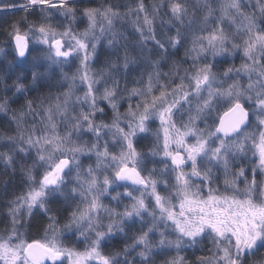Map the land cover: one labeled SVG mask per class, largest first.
I'll use <instances>...</instances> for the list:
<instances>
[{
  "label": "snow or ice",
  "instance_id": "snow-or-ice-1",
  "mask_svg": "<svg viewBox=\"0 0 264 264\" xmlns=\"http://www.w3.org/2000/svg\"><path fill=\"white\" fill-rule=\"evenodd\" d=\"M81 2L0 0V12L24 13L0 24V113L48 90L0 133V164L18 165L27 186L0 217V264H264V0H221L215 20L212 0H197L202 26L188 0H153L151 12L144 0L124 12H80ZM117 20L134 31L118 32ZM98 46L108 51L93 71ZM238 52L239 67L217 71ZM156 120L152 146L138 151ZM42 217L43 237L30 238ZM73 237L83 250L66 246ZM117 237L123 247L104 253Z\"/></svg>",
  "mask_w": 264,
  "mask_h": 264
},
{
  "label": "trees",
  "instance_id": "trees-1",
  "mask_svg": "<svg viewBox=\"0 0 264 264\" xmlns=\"http://www.w3.org/2000/svg\"><path fill=\"white\" fill-rule=\"evenodd\" d=\"M135 1L136 0H82V2L80 4L76 5V7L78 8V10L80 12H82V10L86 7L95 8L96 6L111 4V5H120L121 10L119 9V11H122L123 9H126L125 8L126 5L132 6L133 4H135ZM215 1H218V0H212V6L216 10L215 15L212 17L213 20H215L216 18H218L221 15L220 4L217 5L215 3ZM15 2L18 3V1H15ZM152 2H153V0H144V3H146V5L149 8L151 6L150 3H152ZM162 11H161V13H162ZM193 13L195 14L196 26H202V20H203V17L205 15V11L200 10V8L197 6V2H195V0H192V2H189V0H188V17H191L193 15ZM23 15H24L23 12H19V13L17 12V13H15V15H12L11 12H1L0 13V24H2L4 20L17 19ZM165 17H166V15H165ZM188 17L185 18V24L188 23ZM32 18H33L32 16L28 17L29 20H32ZM78 19H81L79 15H78ZM157 21H160V20L157 19ZM159 25H160V23L157 24V26H159ZM213 26H214L213 24L208 25L209 28H211ZM116 30L118 32L124 33L125 35L132 33L134 31L132 24L129 25V23L126 24L125 26H121L118 23ZM173 31H174V29H173ZM197 34H199V33H197ZM0 36H3L2 28L0 29ZM97 51H98V57L94 58V59H96L95 63L101 65L100 62H101V60L102 61L105 60L106 52L108 51V49L106 47L98 46ZM121 55H122V53H121ZM183 56H184V48L182 47L179 50V52H177L175 54L173 59H181V58H183ZM237 58H238V56L236 54H234V55H232L231 59H227L226 63L218 64L217 65V71L222 72L226 67H229L232 65L237 67V65H238L237 64V61H238ZM219 59H222V58H219ZM101 67H103V66L101 65ZM8 83L10 84L11 80H9ZM39 92H41L40 94H44L47 92V89H44L42 91H33L31 93L26 94L25 96H22L18 101H16L15 103H13L9 106V111L17 109L25 101V99H29L30 95L36 96V95H38ZM7 95L10 97L12 95V93H8ZM4 96H5V93L3 92L2 89H0V99L4 98ZM2 119H4V117H0V133H2L1 130H4L3 125L5 124V122L2 121ZM28 120L31 122L30 116L28 117ZM146 140H143V141L146 142ZM152 143H150V146ZM139 146H142L141 143H139L137 145V148ZM23 184L24 183L22 182L21 173H20V169H19L18 165H17L16 171H15V174L12 173L10 168L6 169L5 166L0 165V217L7 214L6 212H7L8 201L13 199V195L15 193L22 192L21 190H23V187H25ZM53 204H55V205L51 206V208L53 209V212L55 213L56 210L61 205L57 204V203H53ZM46 222H47L46 217L40 218L39 225H41V226L38 227L37 221L34 220L32 232L31 231L30 232L33 235H38V233L43 230L42 225L45 224ZM63 222H64L63 218H61L60 223H63ZM0 226H1L0 230H2L4 227V224L2 222H0ZM116 246H119V248H122L123 242L118 243ZM108 252H110V251H107V253ZM196 254L199 255L200 253H196ZM189 260H191V259L189 258Z\"/></svg>",
  "mask_w": 264,
  "mask_h": 264
},
{
  "label": "rangeland",
  "instance_id": "rangeland-1",
  "mask_svg": "<svg viewBox=\"0 0 264 264\" xmlns=\"http://www.w3.org/2000/svg\"><path fill=\"white\" fill-rule=\"evenodd\" d=\"M15 1H18V3H21L22 2V0H15ZM189 2H192V0H189ZM195 2H197V0H195ZM124 3V2H123ZM135 3H136V1H135ZM153 3V2H152ZM152 3H150V4H152ZM215 3L218 5V4H220L221 3V0H218V1H215ZM146 4V3H145ZM105 5H109V4H105ZM135 4H133L132 6H134ZM147 6V5H146ZM97 7H100V6H96L95 8H97ZM120 9V8H119ZM121 10V9H120ZM124 11H126V9H123L121 12H124ZM149 11L151 12V7L149 8ZM165 11H166V8H165V10H163L162 11V13H161V16H163L164 17V19H168V16L166 15V17H165ZM1 13V12H0ZM19 13V12H18ZM170 15V14H169ZM34 18V17H33ZM32 18V19H33ZM99 19V18H98ZM133 19H134V17H133ZM31 21V20H30ZM78 23L77 24H74L73 25V28H74V30L75 31H78V32H80V31H83L85 28H86V26H87V20H86V18H81V19H78ZM57 21H53V23H56ZM115 23V29H116V27H117V25H118V23H119V25H121V26H125L126 24H128L129 23V25L131 24L130 23V21H126V20H117V21H115L114 22ZM158 23H160V21H156V25L158 24ZM77 26V27H76ZM224 27H228V21L226 20L225 21V24H224ZM2 27H0V29H1ZM130 28V27H129ZM131 29V28H130ZM2 30H3V28H2ZM62 30V29H61ZM133 30H134V28H133ZM233 31H234V28L232 29ZM237 40L239 41V42H241L242 43V41H240V38L239 37H237ZM4 41H5V36H4V34H3V36H0V45H3V43H4ZM190 46V45H189ZM237 56H238V61H237V67H239L242 63H243V59H242V52H238V53H235ZM122 55H123V53H122ZM95 58V57H94ZM93 58V61H91L90 62V67L92 68V70L93 71H99L102 67H101V65L103 66V62L104 61H102L101 60V62H100V64L101 65H99V64H96L95 63V61H96V59H94ZM232 58V55H230L227 59H231ZM79 66V60H74L73 62H72V64H71V67L70 68H66L65 70L66 71H68L69 72V74L71 75V73H73V72H75L76 71V69H77V67ZM185 67H187V65H185ZM167 70V68H165V71ZM223 72V71H222ZM221 72V73H222ZM138 75V74H137ZM134 77H132V76H130L129 77V79L131 80V79H133ZM245 83H246V80L244 81ZM129 87H132V85L131 84H129ZM65 88H66V85H65ZM63 90H65V89H60V91H63ZM41 92H39L38 93V95H36V96H32V95H30V97H29V99H35L36 97H38V96H41V97H46L47 95H48V90H47V92L46 93H44V94H40ZM56 94H57V89H52V96H53V100H52V103L53 104H55V99H54V97L56 96ZM78 95H82L83 94V92L82 91H79L78 93H77ZM73 99H75V97H73ZM25 102V101H24ZM23 102V103H24ZM135 103H136V100L135 99H133L132 100V104L133 105H135ZM127 107H128V104H127V102H125L124 103V106L120 109V111L121 112H124L126 109H127ZM19 108V107H18ZM17 108V109H18ZM15 110V109H14ZM11 111L12 110H10L9 111V113H8V115H5V114H3V113H0V117H4V119H2V121H4V122H7L9 119H10V115H11ZM108 111V115H109V117L111 116V110L110 109H108L107 110ZM30 122V121H29ZM58 123H59V119H58ZM201 127H203V125L201 124L200 125ZM13 127V129L15 128V125H13L12 126ZM159 128V121L158 120H156L152 125H151V127H150V132L148 133V137H147V140H146V142L145 141H141L140 143H141V145L142 146H139L137 149H138V151H142V152H147L148 151V149L152 146V144H151V146H150V143H152L153 141H154V136L152 135V133H154L157 129ZM64 130H65V126H64V124L63 123H60L59 124V131L61 132V133H63L64 132ZM2 131V133L4 132V130H1ZM7 134H10V133H7ZM82 139H87V137H84V138H82ZM145 143V144H144ZM251 153H249V158L251 159ZM158 159V158H157ZM93 160H94V158H93ZM83 163H84V165H85V167L87 166V164L88 163H90V161H88L87 159H84L83 160ZM253 163H254V161H253ZM1 166H4L3 164H0ZM148 168H151L152 167V164H148V166H147ZM145 175H147V172H145L144 173ZM248 174H249V178H251V175H252V173H251V164H249L248 165ZM257 178L258 179H261V178H264V175H258L257 176ZM25 187H23V190H21L22 192H24V191H26V185L25 184H23ZM123 189H120V191H122ZM22 192H18V193H15L14 195H13V198H15V196H18V195H20ZM105 203H108V201L107 200H105ZM55 204H51L50 205V207L51 206H54ZM53 210V209H52ZM7 213V212H6ZM61 224H63V223H61ZM0 228H1V226H0ZM32 232V228L30 229V230H28V235H29V237L30 238H35V239H39V238H42L43 237V230L42 231H40L39 233H38V235H33L31 232ZM64 243L66 244V246H68V247H73V246H76V247H78V249L79 250H83V248H84V244L81 242L79 245H77L76 244V239L73 237V238H71V239H65L64 240ZM110 243V244H109ZM118 243H122V241L120 240V238L119 237H117V239H115V240H113V241H109L108 242V244L106 245V246H103L102 247V251L104 252L105 250H108V248L110 247V248H115V249H117V248H119V246H116ZM162 259V258H161ZM161 259H158L157 260V264H161ZM65 264H67V261L65 260Z\"/></svg>",
  "mask_w": 264,
  "mask_h": 264
},
{
  "label": "flooded vegetation",
  "instance_id": "flooded-vegetation-1",
  "mask_svg": "<svg viewBox=\"0 0 264 264\" xmlns=\"http://www.w3.org/2000/svg\"><path fill=\"white\" fill-rule=\"evenodd\" d=\"M117 249H119V248H117ZM117 249H115V248L111 249V248L109 247L108 250H105V251H104V253H107V251H110V252H111V251H115V250H117Z\"/></svg>",
  "mask_w": 264,
  "mask_h": 264
},
{
  "label": "bare ground",
  "instance_id": "bare-ground-1",
  "mask_svg": "<svg viewBox=\"0 0 264 264\" xmlns=\"http://www.w3.org/2000/svg\"><path fill=\"white\" fill-rule=\"evenodd\" d=\"M76 27H77V26H76ZM196 255H197V254H196ZM189 258H190L191 260H195L196 257H195V255H190ZM191 260H190V261H191Z\"/></svg>",
  "mask_w": 264,
  "mask_h": 264
}]
</instances>
